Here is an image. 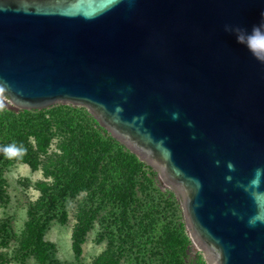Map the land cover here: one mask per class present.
Instances as JSON below:
<instances>
[{
	"label": "water",
	"instance_id": "water-1",
	"mask_svg": "<svg viewBox=\"0 0 264 264\" xmlns=\"http://www.w3.org/2000/svg\"><path fill=\"white\" fill-rule=\"evenodd\" d=\"M264 0H0V99L85 109L179 199L206 264H264ZM229 165L232 167L230 168Z\"/></svg>",
	"mask_w": 264,
	"mask_h": 264
},
{
	"label": "rangeland",
	"instance_id": "rangeland-1",
	"mask_svg": "<svg viewBox=\"0 0 264 264\" xmlns=\"http://www.w3.org/2000/svg\"><path fill=\"white\" fill-rule=\"evenodd\" d=\"M68 113L79 128L81 143L85 139L95 143L101 156L98 167L105 165L102 171H97L91 202L95 218L84 235L78 256L72 250V228L77 207L87 202L88 192H81L63 203L66 220L61 222L57 218L47 222L41 242L36 230L28 237L26 228L27 210L39 197L38 184L53 182L52 176L44 174L45 168L65 155L70 137L64 125ZM39 124L45 125L44 129L34 133ZM13 142L24 145L27 153L13 159L0 154V264H51L52 261L90 264L95 258L103 260L112 251L117 255L114 264H178L174 249L169 248L174 245H169V237L164 235L178 229L183 221L178 197L162 184L157 172L143 164L137 173L127 223L120 226L121 209L115 197L110 196L117 190L111 157L116 155L123 159L126 152H130L109 140L85 109L54 105L41 111L22 112L12 109L8 98L3 97L0 99V146ZM80 157L81 154L79 161ZM28 161L36 164V168L32 169ZM107 172L113 177L101 180ZM124 179L125 176L119 178ZM168 191L175 196H170ZM147 209H153L152 216L142 217ZM183 260L184 264H206L202 253L191 247L185 251Z\"/></svg>",
	"mask_w": 264,
	"mask_h": 264
},
{
	"label": "trees",
	"instance_id": "trees-1",
	"mask_svg": "<svg viewBox=\"0 0 264 264\" xmlns=\"http://www.w3.org/2000/svg\"><path fill=\"white\" fill-rule=\"evenodd\" d=\"M66 116L67 119L64 125L70 137L66 150H64L65 155L58 158L56 161L50 162L45 168L44 174L52 176L53 182L50 185L44 183L38 184L37 190L39 192V197L27 210L29 220L26 223V228L28 237L36 230L38 240L41 242V234L47 222L57 218L61 222L66 220L67 212L63 208V203L67 199L77 197L81 192H88L87 202L85 201L77 207L75 223L72 228V250L75 255L78 256L81 254V245L84 242V235L90 229L92 221L95 218V208H93L91 203L95 194L93 185L97 179L99 170L105 168V165H101L100 168L98 167L101 156H99V153L95 149V143L90 142L89 139H85L81 143L79 140V128L77 124L74 123L72 114L68 113ZM94 123L109 140L116 142L100 128L95 121ZM44 127L45 125L39 124L34 133L42 131ZM39 149L41 150L42 148L40 147ZM31 152L28 151L30 155H35V152ZM79 154H81L80 161ZM111 158L114 163V178L117 179L116 182H114L113 179V183L117 190L115 194L113 193V195L111 194L110 196L115 197V200H117L121 209L120 215H118V218L121 220L119 224L120 226H125L128 218L129 203H131L133 189L137 183V173L143 163L138 162L136 157L128 152H126V157L123 159H120L119 156L116 155ZM28 165L32 169L36 168V164L30 161H28ZM108 174H110V176H108ZM122 176H125V179L120 181L119 178ZM112 177L111 173L107 172V174L103 175L101 180ZM119 186L120 188H118ZM168 193L170 196H175L171 191H168ZM152 214L153 209H147L142 217L147 218L148 216H152ZM41 218H43V220ZM164 235L169 237L168 244L174 245V247L169 248L172 250L174 249L178 264H184L183 258L185 257V251L190 241L187 237L183 221L178 224V229L172 232H165ZM110 247H112V243L109 244V249ZM116 256L117 255L112 251L107 254L103 260L95 258L90 264H114V262H116ZM51 264L58 263L52 261Z\"/></svg>",
	"mask_w": 264,
	"mask_h": 264
},
{
	"label": "clouds",
	"instance_id": "clouds-1",
	"mask_svg": "<svg viewBox=\"0 0 264 264\" xmlns=\"http://www.w3.org/2000/svg\"><path fill=\"white\" fill-rule=\"evenodd\" d=\"M261 23L254 25L251 31L240 27L225 26V31L232 33L236 37V42L247 48L249 53L257 61L264 63V13L261 14ZM27 153V148L22 144L10 143L0 146V154L7 159H13L18 156H23ZM231 168L232 166L229 165ZM264 219V217H256L250 220V225L254 226L257 221Z\"/></svg>",
	"mask_w": 264,
	"mask_h": 264
},
{
	"label": "built area",
	"instance_id": "built-area-1",
	"mask_svg": "<svg viewBox=\"0 0 264 264\" xmlns=\"http://www.w3.org/2000/svg\"><path fill=\"white\" fill-rule=\"evenodd\" d=\"M186 234H187V237H188V239H189V245L187 246V249L189 248V247H191V248H194V250H196L197 251V249H196V247L194 246V244L191 242V240H190V238H189V236H188V233H187V231H186Z\"/></svg>",
	"mask_w": 264,
	"mask_h": 264
}]
</instances>
